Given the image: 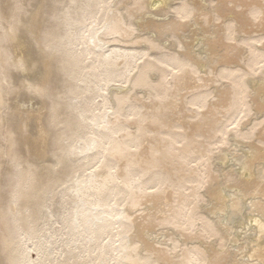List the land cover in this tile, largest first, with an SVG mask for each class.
Segmentation results:
<instances>
[{"label": "rangeland", "instance_id": "rangeland-1", "mask_svg": "<svg viewBox=\"0 0 264 264\" xmlns=\"http://www.w3.org/2000/svg\"><path fill=\"white\" fill-rule=\"evenodd\" d=\"M144 1H109L112 9L117 6L123 14L130 11L128 23L135 29L134 38L118 44V48L137 55L134 67L144 66L156 73L155 78L150 74L151 80L146 81L151 89L135 93L136 101L125 102L120 110L128 124L125 131L136 135L128 145L131 157L121 160L132 170L128 177L131 186L139 189L109 204L119 202L115 207L123 208L134 200L147 206L140 230L165 234L161 244L149 239L144 248L149 253L148 262L156 264L166 257L180 264L183 254L199 242L214 240L205 230L195 233L203 214L192 217L195 227H190L189 212L197 209L196 194L215 185L217 178L223 180L214 164L223 147L228 112L220 105L202 112L196 100L211 97L216 101L219 95L215 88L231 87L232 80L226 76L241 66L248 68L247 76L260 73L264 67V22L252 20L251 14L264 11V0H204L201 6L190 0H167L156 11ZM84 4V0H0V264H27V257L36 260L44 256L46 249L50 256L39 260L41 264H74L69 260L63 220H57L66 212L61 201L68 194L76 195L77 181L83 178L88 182L102 165H84L81 159L85 156L69 150L86 147L87 143L81 141L87 127L77 106L83 100L89 112L96 109L106 116L113 113L111 105H105L101 98L92 101L93 91L103 86L91 71V58H81L79 67L63 73L73 67L67 61L68 50L58 51L65 31L63 21L69 14L74 17L76 9ZM182 8L193 9V19L212 18L210 25L206 22V31L218 40V50L203 71L184 56L181 67L171 60L175 50L195 38L190 29L193 19L179 23ZM142 13L155 16L148 15L143 27H138L136 16ZM87 23V19L81 22ZM37 31L44 35L47 54L36 40ZM50 78L60 85L55 99L34 91L41 81ZM119 84L126 85L123 80ZM232 128L229 123L227 129ZM68 150L70 155L66 156ZM141 152L147 157L143 165H138L141 159L134 156ZM106 164L112 173L116 172L117 160ZM241 218L237 222H245ZM25 232L32 236L37 233L42 248L34 237L24 238ZM170 244L180 247L178 257L170 253ZM73 245L71 239V248ZM220 256L234 264L230 255ZM109 260L93 255L80 257L79 264H106Z\"/></svg>", "mask_w": 264, "mask_h": 264}, {"label": "bare ground", "instance_id": "bare-ground-1", "mask_svg": "<svg viewBox=\"0 0 264 264\" xmlns=\"http://www.w3.org/2000/svg\"><path fill=\"white\" fill-rule=\"evenodd\" d=\"M84 1V6L76 9L74 17L69 14L63 21L65 31L58 51L68 50L70 55H67V61L73 63V67L63 73L67 74L79 67L81 58H91V71L95 73L96 78H100V85L103 86L101 90L93 91L92 101L101 98L105 105H111L113 113L106 116L96 109L89 112L83 100L77 106L86 121V132H92H85L81 137L82 142H87L86 147L75 146L69 150L74 152V155L78 152L83 154L85 157L81 161L84 165H102L88 182L83 178L77 181L78 193L68 194V198L61 201V206L66 208V212L61 213L57 220H63L69 260L74 264H79L80 257L93 255L99 259L110 258L106 264H150L149 253L145 252L144 248H147L149 239L160 244L165 242V234L140 230L147 206L134 203V200H130L123 208L115 207L119 202L114 206L109 203L116 199L123 200L124 196H131L139 189L138 186H131L128 177L132 170L125 160H121L124 156L131 157L128 145L132 144L136 135L133 131H125L128 124L126 119L120 116V110L125 102L136 101L133 99L135 93L151 89L146 85V81L151 80L150 74L155 78L156 73L144 66L134 67L137 55L118 48V44L134 38L135 29L128 23L130 11L123 14L117 6L112 9L109 7L110 0ZM190 1L197 6L204 2ZM114 2L115 0H112V3ZM144 4L151 11H156L164 7L167 0H146ZM184 10L185 8L179 10L178 15ZM148 15L155 16L152 13H142L136 16L134 22L138 27H143ZM105 18L107 19L103 21ZM83 19L89 20V23L81 24ZM206 22L210 25L212 18L193 19L190 29L195 38L186 41L183 48L175 50L176 53L171 59L175 62L174 66H183L184 61L181 59L184 56L203 71L207 61L216 55L219 42L208 35ZM150 44L154 49L157 48L154 42ZM261 51H264V45ZM241 67L243 68L235 71L236 73L230 72L226 76L232 80L233 87L215 88V94L219 95L217 102L208 100L204 105V112L213 105H220L229 115L225 129L221 131L223 147L214 164V169L218 170L223 180L217 178L215 185H208L203 193L196 194L199 197L194 199L197 209L189 212V226L195 227L192 217L203 214L198 220L201 227H198L195 233L205 230L215 238L208 243L199 242L188 254H183L184 259L180 260V264H197V261L207 260L222 253L230 255L234 264H249L250 260H260L261 253L264 252V232L260 227L264 224V108H261L259 103V93L264 86V67L256 77L247 76L248 68ZM235 74L237 77L232 78ZM122 80L126 85L119 84ZM113 83L114 85H111ZM89 91L87 88L86 93L89 94ZM245 92L247 96L244 95ZM206 99L200 97L196 100V105L201 108V103ZM229 123L233 126L230 130L227 129ZM69 150L66 156L70 155ZM125 151H128L127 155ZM142 152L134 156L137 160L141 159L136 162L138 165H143L147 157V154ZM113 160H117L115 173H112V168L106 164L108 161L112 163ZM208 167L211 170L210 165ZM243 210L245 211L242 213ZM238 217L245 218V222H237ZM50 230L49 227L48 231ZM28 235L34 237V242L42 248V241L37 233L32 236V233L25 232L24 238ZM105 238L108 239L107 242H104ZM71 239L75 243L72 248ZM139 244L141 246H138ZM179 248L170 244L169 251L178 257ZM45 254L36 260L27 257V264H41L42 261L39 260L50 256L48 249Z\"/></svg>", "mask_w": 264, "mask_h": 264}, {"label": "snow or ice", "instance_id": "snow-or-ice-1", "mask_svg": "<svg viewBox=\"0 0 264 264\" xmlns=\"http://www.w3.org/2000/svg\"><path fill=\"white\" fill-rule=\"evenodd\" d=\"M194 15H195V12L193 9L186 8L184 11L180 13L179 19L180 21H185V22L191 21ZM251 18L252 20L259 19L261 22H264V11H261L259 13L253 12L251 14ZM217 23H219V20H217ZM229 31L231 32V26L229 28ZM35 36H36V40L40 43V47L43 48L45 50V53L47 54L49 49L44 39V35L40 33L39 31H37L35 33ZM59 89H60V85L56 83L54 79L50 78V79H45L44 81H41L39 87L37 89H34V91L37 92V94L39 95L52 96L53 99H55V92ZM244 95L247 96V92H245ZM211 99H212L211 97H208L206 100H204L201 103V111H204V105L207 104L208 100H211ZM259 103H260V107L264 108V86L261 87V90L259 93ZM92 146L94 147L95 145L93 144ZM109 147H111V145H109ZM153 191H156V189H153ZM260 227H261V231L264 232V224H261ZM36 264H38V262H36ZM156 264H173V262L165 257L157 261ZM197 264H232V262L223 259L220 255H217L207 260L197 261ZM249 264H264V252L261 253L260 260H255V259L250 260Z\"/></svg>", "mask_w": 264, "mask_h": 264}]
</instances>
